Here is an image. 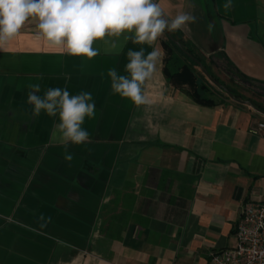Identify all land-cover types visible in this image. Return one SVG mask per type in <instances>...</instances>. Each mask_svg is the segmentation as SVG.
I'll return each instance as SVG.
<instances>
[{
	"label": "crops",
	"instance_id": "1",
	"mask_svg": "<svg viewBox=\"0 0 264 264\" xmlns=\"http://www.w3.org/2000/svg\"><path fill=\"white\" fill-rule=\"evenodd\" d=\"M158 2L166 17H197L177 32L241 101L212 88L223 104H194L163 57L135 105L112 94L107 73L127 75L128 49L152 48L125 32L95 41L91 60L70 56L30 18L0 49V264H209L235 247L244 205L264 202V139L248 131L264 122L253 110L264 112V0ZM34 84L41 96L92 93L90 142L69 145L70 162L58 117L32 116Z\"/></svg>",
	"mask_w": 264,
	"mask_h": 264
},
{
	"label": "clouds",
	"instance_id": "2",
	"mask_svg": "<svg viewBox=\"0 0 264 264\" xmlns=\"http://www.w3.org/2000/svg\"><path fill=\"white\" fill-rule=\"evenodd\" d=\"M231 3L232 0H228L225 9H229ZM30 18L38 21L39 35L49 46L70 56L91 60L100 54V49L93 47L95 41L119 37L125 32L130 34L125 36L126 40L152 48L148 52L144 47L128 49L127 75L115 69L107 73L112 94L135 105L147 103L143 86L153 77L165 55L157 41L166 32L187 29L197 21L189 12L166 17L158 0H0V49ZM115 47L112 42V48ZM32 89L34 91L27 94V103L32 105L33 118L39 117L42 111L49 117H58L53 130L65 147L64 160L70 162L73 155L67 151L68 146L90 142V134L83 124L86 117L93 118L96 113L92 93L81 91L72 95L66 87H49L41 96L37 94L39 84L32 85ZM39 219L45 218L41 215Z\"/></svg>",
	"mask_w": 264,
	"mask_h": 264
},
{
	"label": "trees",
	"instance_id": "3",
	"mask_svg": "<svg viewBox=\"0 0 264 264\" xmlns=\"http://www.w3.org/2000/svg\"><path fill=\"white\" fill-rule=\"evenodd\" d=\"M161 47L165 52L164 76L176 88L189 90L188 98L194 104L213 108L223 104L222 100L215 99L213 89H219L226 99L241 101L232 89L208 72L206 61L184 43L182 35L177 31L166 32L161 39ZM198 65L203 67L204 72L199 71Z\"/></svg>",
	"mask_w": 264,
	"mask_h": 264
},
{
	"label": "built area",
	"instance_id": "4",
	"mask_svg": "<svg viewBox=\"0 0 264 264\" xmlns=\"http://www.w3.org/2000/svg\"><path fill=\"white\" fill-rule=\"evenodd\" d=\"M248 131L264 139V122L251 124ZM235 231V247L212 253L209 264H264V202L245 204Z\"/></svg>",
	"mask_w": 264,
	"mask_h": 264
},
{
	"label": "water",
	"instance_id": "5",
	"mask_svg": "<svg viewBox=\"0 0 264 264\" xmlns=\"http://www.w3.org/2000/svg\"><path fill=\"white\" fill-rule=\"evenodd\" d=\"M187 55H188V54H187ZM198 67H199V69H200L201 71L204 70L203 67H201V66H199V65H198ZM203 72H204V71H203ZM253 110H254V112L258 113L259 115H260V114H261V115H264V112H261V111L255 109V108H253Z\"/></svg>",
	"mask_w": 264,
	"mask_h": 264
},
{
	"label": "rangeland",
	"instance_id": "6",
	"mask_svg": "<svg viewBox=\"0 0 264 264\" xmlns=\"http://www.w3.org/2000/svg\"><path fill=\"white\" fill-rule=\"evenodd\" d=\"M200 79H202L201 76H200ZM229 88L232 89V87H229ZM232 90H233V92L236 93L235 89H232ZM240 92H241V89H240Z\"/></svg>",
	"mask_w": 264,
	"mask_h": 264
}]
</instances>
